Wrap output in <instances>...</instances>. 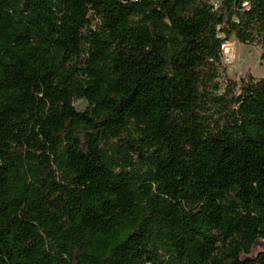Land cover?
I'll list each match as a JSON object with an SVG mask.
<instances>
[{"label":"trees","instance_id":"16d2710c","mask_svg":"<svg viewBox=\"0 0 264 264\" xmlns=\"http://www.w3.org/2000/svg\"><path fill=\"white\" fill-rule=\"evenodd\" d=\"M232 38L264 62V0H0V264H264V79L219 82Z\"/></svg>","mask_w":264,"mask_h":264},{"label":"rangeland","instance_id":"374dc122","mask_svg":"<svg viewBox=\"0 0 264 264\" xmlns=\"http://www.w3.org/2000/svg\"><path fill=\"white\" fill-rule=\"evenodd\" d=\"M228 45L225 53L222 50V65L219 68V82L224 84L226 79L241 81L251 75L256 80L264 79L263 49L261 46L240 44L234 38L225 41ZM88 104L84 100L76 102L78 111H85ZM136 160V156L134 157ZM264 251V241L260 240L252 249L250 257H256Z\"/></svg>","mask_w":264,"mask_h":264},{"label":"built area","instance_id":"2783aa9c","mask_svg":"<svg viewBox=\"0 0 264 264\" xmlns=\"http://www.w3.org/2000/svg\"><path fill=\"white\" fill-rule=\"evenodd\" d=\"M131 1L136 2L138 0H131ZM221 3H222V0H211V4L213 5L214 9H218ZM225 43L226 42H224L221 46V49L224 51V53H225L226 48H228V45H225Z\"/></svg>","mask_w":264,"mask_h":264},{"label":"water","instance_id":"95a60500","mask_svg":"<svg viewBox=\"0 0 264 264\" xmlns=\"http://www.w3.org/2000/svg\"><path fill=\"white\" fill-rule=\"evenodd\" d=\"M123 2H125V3H127V2H129V1H131V0H122Z\"/></svg>","mask_w":264,"mask_h":264}]
</instances>
